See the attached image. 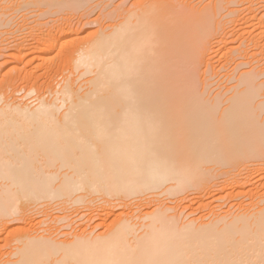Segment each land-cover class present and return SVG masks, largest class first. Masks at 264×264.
Segmentation results:
<instances>
[{"label":"bare ground","instance_id":"bare-ground-1","mask_svg":"<svg viewBox=\"0 0 264 264\" xmlns=\"http://www.w3.org/2000/svg\"><path fill=\"white\" fill-rule=\"evenodd\" d=\"M40 1L50 6L58 1L66 9L84 4L81 0ZM215 1L207 2L213 4V11L207 4L196 10L194 4H186L188 8L183 3L182 9L186 7L188 12L175 14L164 11L163 0H135L141 13L128 11L131 15L121 17L123 21L114 23L112 30L107 26L108 32L102 28L83 45L69 52L62 49L66 51L63 58L95 74L83 98L75 100L72 85L56 89L54 100L42 96L35 105L31 102L35 107L0 98V190L4 188L0 191V219L34 221L38 219L34 214L53 208L54 203L68 205L64 210L86 203L84 211L91 210L102 221L120 208L125 210L110 225L105 223L100 234L94 235L101 222L95 228L90 225L93 231L88 233L89 227L82 221V233L63 241L55 236L64 225L58 228V222L51 225L49 220L56 227L43 229L48 236L43 231L42 236L32 234L30 230L38 224L34 225L24 230L17 239L19 246L10 251L16 259L7 258L9 261L0 264H264V192L260 194L258 186L264 179V0ZM236 3L241 7L235 9L232 4ZM228 7L232 9L228 11ZM220 10H227L221 17L227 20H219L223 37L208 41L218 33H212L211 19ZM37 38L36 43H22L25 56L32 63L58 66V60L45 55L55 51L59 37ZM229 40L240 42L235 44L237 48L231 45L230 54L226 52ZM207 42L216 50L226 46L223 52L230 56L219 73L233 67L232 72H223L225 77L217 75L231 86L224 83L221 87L226 90L222 91L221 83V91L215 95L207 94L206 86L199 89L193 64L203 56ZM215 167H224L225 172L234 169L226 180L232 188L247 187L248 193H241L250 194L251 201L232 205L239 212L230 206L225 212L224 204H218L210 221L179 225L174 218L177 213L168 215L173 207L164 208L161 202L152 211H140L148 203L147 196L156 198L153 194L177 197L176 202L182 204L185 194L195 190L193 201L197 200L213 186L210 172ZM66 215L60 218L57 214L59 222L69 218ZM92 219L93 215L87 221L92 223ZM65 232L64 236L69 235Z\"/></svg>","mask_w":264,"mask_h":264},{"label":"rangeland","instance_id":"rangeland-1","mask_svg":"<svg viewBox=\"0 0 264 264\" xmlns=\"http://www.w3.org/2000/svg\"><path fill=\"white\" fill-rule=\"evenodd\" d=\"M26 1H28L27 2L28 6H25L26 4L24 5V3H26ZM26 1L25 0L24 1L23 0H0V98L2 97V100H4V101L6 100L9 102L10 101H17V102H23L24 104L29 103V104H31L30 106H33V107H35L34 105L36 104L37 100L39 98H41L42 96L43 97L45 96L46 97L45 99L49 98L50 100H54L55 99L54 97L58 96V95H56L57 90H59V88L62 89L64 86H71L72 85L74 91H76L75 93L74 92L72 93L75 96L74 97L75 100H76V98L80 99V96L82 98L85 97L87 95L85 92L86 91L89 92V90L91 89L90 88L91 82H89V80H92L91 78H94L95 74H91V73L86 72V68H82V69L77 68L66 57L67 60H69L67 62L66 58L65 57H64L65 59L63 58L67 49H68L67 52H69L70 50H73L76 47H78V45L79 46L83 45L84 44L83 42L87 41L89 38H91V36H93L96 33H101L100 30L106 29L105 31L108 32L107 28H109V26L112 30V28L114 27L113 26L114 23L117 24V23H119L120 20H121L120 23L123 21V19L121 17H126V16H128L127 14H129V13H132L133 15H135L136 10H137V12L140 11V12H138V14L141 13V11H143L142 9H139V5L137 2H136V4L138 6L133 4V3H135V0H81V2L83 1L82 4L84 3L82 6L79 5V7L77 6L76 8H68V9H66L67 7H63V8H62V6L60 7L61 4L60 3L57 4L58 1L56 2L55 5H51V6H50V4H46L47 2H45V1H42V3H39L40 0H33V1L32 0H26ZM37 1L39 4L37 3ZM136 1H140V0H136ZM190 1L191 0H189V2L187 0H163V2H165V3H162L163 4L162 6L166 9H164L163 7L162 8L164 9L165 12H166V10L168 11L170 9L169 11H171V12L173 11V13L178 14L182 10H184V12H186V10L189 8L186 4H188L189 6L190 5L192 6L194 4L193 7L196 10L202 9V6L207 4V6H209V9L211 10L213 7H210V6H213L214 2L215 3L217 2L215 0L214 1L213 0H204L202 2H200L201 0H192L194 3L192 1L191 2ZM208 1L213 2V4L208 5V3H207ZM198 2H200V3L197 4ZM43 3H45V4L43 5ZM183 3H185L184 6H187L188 8L185 7V9H182L184 7V6H182ZM209 4H211V3L209 2ZM239 4L240 3H236V4H232V5L235 6V9H237V8L241 7V6H239ZM133 5L137 9L135 7H133ZM236 5H238L239 7ZM234 6L233 7L231 6V7L234 9ZM193 7H190V8H193ZM204 7H206V5L203 6V8ZM130 8H131V10H130ZM232 8L228 7L227 9L229 11ZM128 11H129V13H128ZM211 11H213V9ZM159 12L162 13V9H160ZM165 12H163L164 13L163 15H168ZM171 12H170V15H171ZM187 12H188V10H187ZM224 12L227 14V10H220L219 14L216 17H213V19H211L212 29H213L212 33H214V31L218 30V33H217V31L215 32L218 37H216V34H214L215 37H214V35H210V37L208 38V41L211 39H214V38H216V40H217L221 36L223 37L224 33H221V32H223V26L220 24H221V22L224 23L227 20V18L221 19V17L224 18L223 17ZM129 15H131V14H129ZM229 17H228V19L230 20ZM219 20L221 22H219ZM229 23H230V24H228L229 26L232 25L231 21H229ZM216 24H217V26H216ZM229 26L227 27V29L230 28ZM220 29H222V30H220ZM231 29L233 30L232 27L230 28V30ZM227 32H228V34L230 33L228 30H227ZM218 34H220V35H218ZM48 35L58 36L59 41L57 43L55 51L52 53L46 54L45 57H48L50 59H55V61L58 60L56 62V65L58 63L59 67L53 66L54 68H51V66L49 67L48 64H42L41 62L37 61L38 66H39V68H37L38 67L37 62H33L34 63L33 64L32 62H30L32 58L25 56L26 55L25 54L26 48L24 46L29 42L30 43L31 42L36 43V42H34V41H36L34 39H36L37 36L40 37V36H48ZM227 35L225 37L227 39H230V37L228 38L229 35L228 36ZM231 36H234V35H231ZM37 41H38V38H37ZM229 42H230V44H229ZM22 43L25 45L23 46ZM227 44H229V45L225 44L227 47L230 46L227 48V50H226V46L223 45L222 48H218L220 50L219 51L218 49L216 50V48L213 47V45L211 46L210 42L209 43L207 42L206 48L205 49L203 48V51H204L203 56L200 54L201 56H198L197 58H195V63H193V64H194V68L196 69L195 70L196 75H197L196 80L197 79L199 80V81L197 80L198 85L200 84L199 89L202 90V88H203V90H204V87L206 86L205 89L209 92V93H207V91H206L207 94H210L212 92L210 95H215L217 92L221 91V89H222V91L226 90V88L225 89L222 88L223 85L227 84V85H225L227 87H229L228 85H230V84H228L226 79H225L226 81L220 80V79H222V77H225L222 75H224V73L226 71H228V69L227 70L224 69V71H223L224 73L222 71L220 73L218 72L219 69L221 70V68H219V67H222L223 63H225L224 60H226V58L230 57V56L229 57L225 56L224 53L229 51L228 49L231 48V45L233 43H231V40H229ZM235 44L239 46L240 42L238 44V41H234V44H233L234 46L232 45V47L237 48V46ZM22 46L24 48H22ZM223 47H225V48H223ZM62 49H66V51L64 52V50H62ZM61 50L63 51V54H62ZM225 50H226V52H223ZM232 50L234 51V49H232ZM233 51H231V49H230V52H233ZM60 53L62 56L59 55ZM227 53L230 54L229 52H227ZM232 55L234 56V54H232ZM223 56H225V57H223ZM210 64H211V67H210ZM230 66L232 67V65H230ZM230 66H228L229 67V71H228L229 73L233 68V67L230 68ZM74 67H76L77 70ZM33 68H35L36 72L33 70ZM247 68L249 69V66L244 67V68L240 67V69L238 71H243L244 69H247ZM212 69H214V70H212ZM216 71L218 73L215 75ZM205 72H207L206 75H205ZM82 73H85V74H82ZM31 74H33V75H31ZM218 74L221 75L222 77L221 78L217 77ZM26 76H27V78H26ZM32 76L35 78H33ZM215 76L217 78H214ZM263 81H264V77H262V79H261V82H263ZM212 83L214 86L212 85ZM221 83H222V85H220ZM209 84H211V85L209 86ZM219 85H220V87L222 86L221 89H219ZM73 89L71 91H73ZM76 94H79V95H76ZM82 94H84V95L82 96ZM24 95H26V96H24ZM38 96H40V97H38ZM34 97L36 100L32 101V99L34 100ZM20 98H22V99H20ZM19 99H20V101H19ZM29 99H30V101H29ZM31 102L32 103L35 102V103H33L34 105H32ZM64 111L65 110H62V113ZM60 114H61V112H60ZM214 169H216V170H213L210 172L211 176H212L211 178H212V183H213L212 185L213 186L210 188L209 192H206V193L202 192L201 193L204 201L200 199V198H202L200 195V198H199V196H197V200L199 199L198 201L194 199V201H195V203H194L193 197L196 198V195H197L196 194L197 191H195V190L194 191L192 190V192L190 191L189 193L187 192V194H185L187 198L186 197L184 198V202L181 200V202H183L182 204L180 202H176L178 200L177 197L168 196V198H167V195H165V194H162V195L153 194L156 196V198L151 199V198H148V196H147V198L149 200L147 198L145 200L148 203L145 204V202L143 201L144 202L143 204H145L146 207L144 206V207H142V209H140V207L143 206V204H142L141 206H138V209H136L135 211H137L139 209H140V211L143 210L144 212H145V210L149 211L150 209L152 211V210H154L153 205L156 208L158 206H160L161 204L164 205L163 206L164 208H165V206L166 207L172 206L173 208H175L176 204L177 205L181 204V207L183 205L182 208L179 207V205H178V206H176V207H178V209L177 208L175 209L176 212L172 208L173 210L171 209L170 210L171 212L167 211V212H169L168 215L171 214L169 216H173V215H176V213H177L178 215H176V217H174V218L178 219L179 225H181L182 223H183V225H185V224L187 225V223H190L191 220H194V221L197 220V221H195L196 223H193L194 225H198V222L200 221L199 222V225H200L201 223H203L205 221L207 222V220L210 221V219L212 218L211 216L213 215V214H211V211L213 213H217L218 210L216 208L217 206H215V205L224 204V206H222L223 208L222 207L221 208L223 211L226 212V209H228L229 206L231 208L230 210L236 209L234 207H236L237 205L236 206L234 205V207H233L232 206L233 203H235V204L239 203V202L249 203L251 201L250 200V197H251L250 194L241 193L242 191L247 192L248 191L247 187H245L243 189L232 188L231 186H229L228 182L226 181V180H228V176L234 171V169L231 171H228V172H225L226 168H224V167H215ZM242 172H244V171H242ZM258 173H259V171H258ZM263 180L260 181V182H262L263 185L261 183H260V185L258 184V186H260V189H261V191L259 190L260 194L262 191L264 192ZM254 184L257 186V181ZM254 184H253V186H254ZM3 189H1L0 191H2ZM257 189H259V187ZM257 189H254V191L255 192L258 191ZM255 192L252 195H254ZM193 194H195V196H193ZM153 195H150V196L153 198ZM173 199H174V201H173ZM200 201H202V202H200ZM158 202L159 203L161 202V204L159 205ZM201 203H202V205L200 206ZM204 203H205V205L209 204V206H206L207 208H205L203 205ZM54 204L55 205L52 204L53 208L52 207H51V209L49 208L50 211H49V209H47L48 211L47 210L43 211L45 214L48 213L47 214L48 218H46L47 216L45 214H43V212L41 214L38 212L37 216H35L36 214H34V217L38 218L37 219L38 221L33 219L35 221V223L31 219L27 220V221L25 220L26 222L24 220L23 221L17 220V219L14 220L13 218H15V217H13V218L11 217L12 219L11 218L10 219L4 218V220L0 219L2 221V222L0 221V223H1V225H0V261L1 262H3L2 260H5V262H7L10 259H12L13 256H10V254H11L10 251L11 250L13 251L15 249L14 247L19 244V241H17V239L18 238L20 239V237L22 236L21 234H23V232L25 234L28 231L27 230L28 228H29V230L31 228L33 229L35 227L34 225L38 224L35 227L36 231L34 228L33 230L35 232L30 230L31 233L33 232L34 235L36 233L38 236L39 235L42 236L43 232L45 233L43 235L49 234V233H47V231L45 232V230H43V229L48 230L49 228L56 227V226L59 228L60 226L62 227L63 225L65 227V224H68V227H65L66 229H64V227H62V228L60 227L61 229H59V231L57 229H54L55 231L57 230L56 233L58 234V235L56 234L55 237L58 240H62L65 237L63 239V240H65L66 237H68L69 239H72L73 235L74 236L76 234L78 235L79 232L82 233L81 227L85 224L88 225L89 228H87V231H88V233H90L91 230L93 231L92 228H95L96 224H99V222H101L102 224L104 223L103 225H101V223H100V226L96 227L95 232H97V233H95L94 235H97V234H100L104 229H106V225H110L111 222L116 220L118 218V217L116 218V216L119 214V212L121 213L122 209H123V208L122 209L120 208V210L116 209V211L119 210L115 214L116 216L113 215L111 218L109 216L107 220L105 219L106 221L105 220L102 221V219L99 218L100 219L99 220L96 217V215L94 216V214H96V213H93L91 210H88L86 208L87 210L84 211V207L86 206V203L79 204V205L78 204L72 205L73 207L76 206L75 208L80 207L79 212H76L74 214H70V212L73 209H75L70 204H69L70 207H68V208H70L69 210H67L68 208L67 209L65 208V210H64V207H67L68 205L65 206V205H61V204L58 205L56 203H54ZM84 204H85V206H84ZM148 204L150 206H148ZM56 205H58V207ZM80 205H82L83 209ZM155 205H158V206H155ZM186 206H188V207H186ZM191 206H193L192 209H191ZM214 206L216 209H214ZM60 207L63 209H61ZM133 207L131 208L133 210L135 208H137V206H135V205ZM143 208H145V209H143ZM164 208H162L161 210H163ZM55 209H57V210H55ZM51 210H53L54 213ZM59 210H61V211L59 212ZM82 210H83V212H82ZM195 210H197V211H195ZM213 210H215V212ZM234 210L231 212H235V211L239 212L237 210H235V211ZM56 211H58L59 213ZM65 211H67L69 213H67ZM123 211H125V210L123 209ZM190 211H192V212H190ZM193 211L195 213H193ZM87 212H89V213H87ZM90 212H91V215H93L92 220H94V221H92V223L90 222L91 220L87 221V219L89 217H91V215H89ZM219 212L221 213V209L219 210ZM225 212H222V213H225ZM50 213H51V215H50ZM65 213L72 216V217L68 216L70 219L67 218L68 220L66 219V220H63L64 222H62V221L59 222V216H57V214L60 215V218H61V216H64ZM82 213L86 214L85 216H87V218L86 217L83 218L84 215ZM179 213H180V215H179ZM66 214L64 217L67 216ZM136 214H138V213H136ZM208 214H211L210 218H209ZM80 215H81V217H80ZM185 215H187V217ZM203 215L205 216V218L203 217ZM44 216H46V217H44ZM94 217L96 219H94ZM77 218H79L78 219L79 221L77 220ZM184 218H186V219H184ZM200 218H201V220H200ZM5 219H8V221ZM49 220L51 221L52 224L50 223ZM52 220H54V221L52 222ZM55 220H57V221H55ZM60 220H62V219H60ZM84 220H86L85 223H83ZM40 221L41 222L46 221L47 223L40 224L39 223ZM55 222H58L57 225L55 224ZM77 222H78V224H77ZM80 222H82L81 224H83V225L79 224ZM49 223L51 225L55 224L56 226L55 225L51 226ZM74 223L77 226H74L75 225ZM105 223H106V225H105ZM32 225H33V227H32ZM44 225H46V226H44ZM90 225L92 228L90 227ZM75 227H77V228H75ZM37 228L40 230H38ZM100 230H102V231L98 232ZM65 231H68L69 235L64 236L62 233L63 232L66 233ZM75 232H77V233H75ZM61 234L63 236L60 238ZM58 236L60 239L58 238ZM3 257H4V259H3ZM7 258L8 259L10 258V259L8 260ZM15 259L16 258L13 257V260H15ZM5 262H3V263H5Z\"/></svg>","mask_w":264,"mask_h":264}]
</instances>
